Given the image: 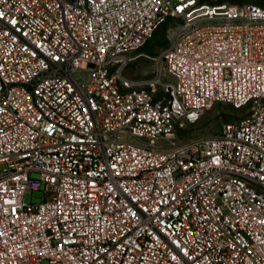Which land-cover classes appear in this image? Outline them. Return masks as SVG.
<instances>
[{"label": "built area", "instance_id": "obj_1", "mask_svg": "<svg viewBox=\"0 0 264 264\" xmlns=\"http://www.w3.org/2000/svg\"><path fill=\"white\" fill-rule=\"evenodd\" d=\"M262 102L259 6L0 0V264H264ZM217 105L251 115L180 144Z\"/></svg>", "mask_w": 264, "mask_h": 264}, {"label": "rangeland", "instance_id": "obj_2", "mask_svg": "<svg viewBox=\"0 0 264 264\" xmlns=\"http://www.w3.org/2000/svg\"><path fill=\"white\" fill-rule=\"evenodd\" d=\"M220 3L234 5H256L264 8V0H217ZM177 23H170L163 27L156 37L144 48L132 56L133 61L125 71L126 77L133 81L147 82L155 71V59L169 47L175 33ZM167 79V78H166ZM260 107L264 102L259 103ZM251 115L250 109L237 111L229 105H217L205 110L199 121L193 125H185L183 129L176 132V139L180 144L193 143L202 139L214 138L218 136L224 125L238 123ZM39 193L28 194L26 201H39Z\"/></svg>", "mask_w": 264, "mask_h": 264}, {"label": "trees", "instance_id": "obj_3", "mask_svg": "<svg viewBox=\"0 0 264 264\" xmlns=\"http://www.w3.org/2000/svg\"><path fill=\"white\" fill-rule=\"evenodd\" d=\"M144 50V49H143Z\"/></svg>", "mask_w": 264, "mask_h": 264}]
</instances>
